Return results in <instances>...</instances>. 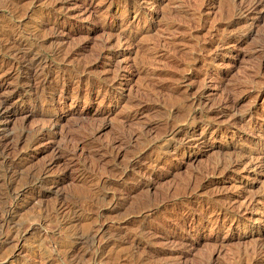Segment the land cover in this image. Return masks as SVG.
<instances>
[{"label":"rangeland","instance_id":"obj_1","mask_svg":"<svg viewBox=\"0 0 264 264\" xmlns=\"http://www.w3.org/2000/svg\"><path fill=\"white\" fill-rule=\"evenodd\" d=\"M0 105V264H264V0H0Z\"/></svg>","mask_w":264,"mask_h":264},{"label":"bare ground","instance_id":"obj_2","mask_svg":"<svg viewBox=\"0 0 264 264\" xmlns=\"http://www.w3.org/2000/svg\"><path fill=\"white\" fill-rule=\"evenodd\" d=\"M256 1V0H255ZM256 3V2H255ZM254 8V7H253ZM24 65V64H23ZM46 71V70H45ZM41 73V71H39ZM42 75V74H41ZM37 76V75H36ZM35 79V78H34ZM39 81V80H38ZM2 104V102H1ZM1 106V105H0ZM3 107V106H2ZM2 107L0 109H2ZM3 111V110H2ZM144 173V172H143ZM28 180V179H27ZM160 207V206H159ZM196 229V228H195Z\"/></svg>","mask_w":264,"mask_h":264}]
</instances>
